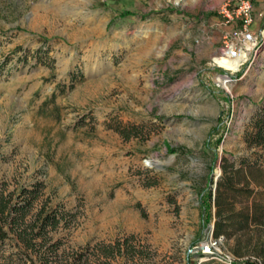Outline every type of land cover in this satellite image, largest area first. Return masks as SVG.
I'll use <instances>...</instances> for the list:
<instances>
[{"label": "rangeland", "instance_id": "1", "mask_svg": "<svg viewBox=\"0 0 264 264\" xmlns=\"http://www.w3.org/2000/svg\"><path fill=\"white\" fill-rule=\"evenodd\" d=\"M227 1L0 0V190L40 181L38 200L70 211L58 264H227L191 249L211 224L207 192L221 155H264L242 140L264 97L263 12L252 3L256 50L225 68ZM259 167L238 184L264 186ZM218 251L263 263L264 222Z\"/></svg>", "mask_w": 264, "mask_h": 264}, {"label": "trees", "instance_id": "2", "mask_svg": "<svg viewBox=\"0 0 264 264\" xmlns=\"http://www.w3.org/2000/svg\"><path fill=\"white\" fill-rule=\"evenodd\" d=\"M37 53L35 62L50 67L52 59L45 55L46 50ZM76 74V69L70 71L67 88L72 87ZM62 90L63 87L59 92ZM54 95L52 92L48 100L53 102ZM242 140L249 148L264 147V97L253 104L243 125ZM263 161L264 155L255 149L236 159L219 157L220 173L213 190L207 192L213 208L210 217L213 236L227 238L245 231L251 224L264 222V186H249L245 175H242L244 182L238 184L243 168L249 172L260 170ZM41 186L40 181H35L16 190H0V264H58L60 236L54 232L58 227H67L72 214L59 202L52 205L39 201ZM262 253L261 264H264ZM222 262L232 264L234 260Z\"/></svg>", "mask_w": 264, "mask_h": 264}, {"label": "built area", "instance_id": "3", "mask_svg": "<svg viewBox=\"0 0 264 264\" xmlns=\"http://www.w3.org/2000/svg\"><path fill=\"white\" fill-rule=\"evenodd\" d=\"M221 9L227 19L236 20L237 26L221 35L219 55L229 58L238 57V65L257 48V37L252 26L254 20L252 1L229 0L222 5ZM19 61H23L22 53L19 51L12 54L8 59L11 65H19L21 63H18ZM222 238L221 235L213 236L211 234V224H209L207 233L198 242L191 245V249L210 258L229 261L232 258L228 254H222L218 251V244ZM195 246L197 248H194Z\"/></svg>", "mask_w": 264, "mask_h": 264}, {"label": "crops", "instance_id": "4", "mask_svg": "<svg viewBox=\"0 0 264 264\" xmlns=\"http://www.w3.org/2000/svg\"><path fill=\"white\" fill-rule=\"evenodd\" d=\"M251 1L253 3L254 10L261 8V10L263 12V17L256 16L255 20H254V23H253V26H256L259 23V27H260L264 23V0H251ZM17 36H20V35L15 33L14 36L11 37V39H14ZM21 37H23V36H21ZM38 65L42 66L41 64H38ZM262 75H264V70H263V74ZM261 81H262V79L260 78V82Z\"/></svg>", "mask_w": 264, "mask_h": 264}, {"label": "bare ground", "instance_id": "5", "mask_svg": "<svg viewBox=\"0 0 264 264\" xmlns=\"http://www.w3.org/2000/svg\"><path fill=\"white\" fill-rule=\"evenodd\" d=\"M221 57H218L215 59L216 63H218L219 65H222L225 68H230V69H234L237 65V61H238V57L235 58H229L226 57L224 55H219ZM221 78H219L218 80H220Z\"/></svg>", "mask_w": 264, "mask_h": 264}, {"label": "water", "instance_id": "6", "mask_svg": "<svg viewBox=\"0 0 264 264\" xmlns=\"http://www.w3.org/2000/svg\"><path fill=\"white\" fill-rule=\"evenodd\" d=\"M194 248H197V246H195Z\"/></svg>", "mask_w": 264, "mask_h": 264}]
</instances>
